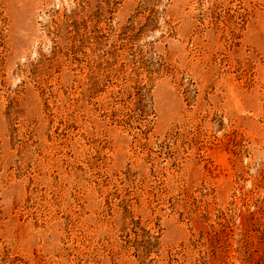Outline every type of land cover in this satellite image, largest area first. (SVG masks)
<instances>
[{
    "label": "rangeland",
    "instance_id": "1",
    "mask_svg": "<svg viewBox=\"0 0 264 264\" xmlns=\"http://www.w3.org/2000/svg\"><path fill=\"white\" fill-rule=\"evenodd\" d=\"M0 264H264V0H0Z\"/></svg>",
    "mask_w": 264,
    "mask_h": 264
}]
</instances>
